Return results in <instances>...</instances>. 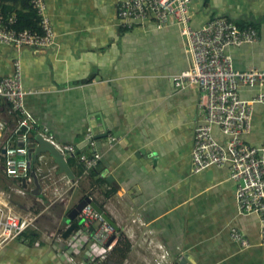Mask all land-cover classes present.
<instances>
[{"label":"crops","instance_id":"crops-1","mask_svg":"<svg viewBox=\"0 0 264 264\" xmlns=\"http://www.w3.org/2000/svg\"><path fill=\"white\" fill-rule=\"evenodd\" d=\"M123 1L45 0L56 36L53 46L0 44V79L20 61L23 86L30 91L24 106L36 127H47L56 142L74 145L78 153L87 151L84 142L92 127L101 154L99 174L83 176L64 202L56 198L61 185L43 176L77 178L78 162L68 165L71 176L42 157L35 164L40 188L36 191L32 177L19 192L0 161V211H39L26 229L35 236L24 235L25 230L14 239L0 238V264H70L56 251L65 241H52L48 233L68 224L67 210L91 188L93 201L130 243L121 258L112 252L116 242L106 264L112 256L122 264H157L165 252L167 262L162 264H179L181 257L190 264H264L258 217L238 213L228 166L192 172L194 129L204 112L197 105L198 87L181 89L173 79L188 66L177 28L158 29L148 22L125 26L118 16ZM193 6L195 27L218 15L256 24V43L227 52L236 69L264 67V0H193ZM240 94L248 98L254 90L241 89ZM7 107L0 99V119L8 123L14 118ZM253 127H264L263 106L255 108ZM104 132L106 136L96 137ZM37 133H28L36 143ZM213 133L224 139L216 128ZM9 135L7 129L0 144ZM109 136L119 140L109 143ZM258 137L252 132L246 138L253 142ZM75 189L78 195H73ZM233 227L245 234L250 247L240 249L231 239ZM74 253L82 258L77 248Z\"/></svg>","mask_w":264,"mask_h":264},{"label":"built area","instance_id":"built-area-1","mask_svg":"<svg viewBox=\"0 0 264 264\" xmlns=\"http://www.w3.org/2000/svg\"><path fill=\"white\" fill-rule=\"evenodd\" d=\"M1 1L0 44L16 48H46L56 43L55 32L45 12V0H28L35 12L33 21L36 26L23 29L15 27V13L2 11ZM118 16L128 27L148 22L158 29L167 26L177 28L188 66L173 79L181 89L198 87L197 105L204 112L202 123L194 129L190 155L192 172L198 173L211 166H228L229 178L236 185L238 213L258 217L259 244L264 245V141L254 143L246 138L254 129L256 106L264 107V67L236 69L227 52L229 47L256 43L259 39L257 29L240 27L226 15H218L195 27L192 24L193 0H124L118 7ZM241 89L254 90V94L244 98L240 94ZM29 92L23 86L20 61L15 60L12 74L0 79V99L8 103L7 113L14 118L11 126L0 119V138L7 129L10 131L4 144H0V161L4 174L16 181L19 192H23L22 186L31 181L33 172L37 177V161L32 164L28 148L29 145L35 148L38 143L29 139L30 131H37L63 155L66 162L67 155L76 153L74 145L56 142L47 127H36L35 120L24 106V97ZM213 128L224 136L223 140L215 137ZM86 137L88 151L76 156L82 167L77 178L43 176L52 184L61 185L56 195L61 201H66L68 190L76 187L81 178L99 164L101 154L92 127H88ZM108 139L109 143L119 140L115 136ZM88 199L93 201L92 196ZM38 214L37 210L29 214H18L9 208L5 212L0 211V236L7 240L22 235L34 225ZM75 222L77 226L66 238L63 232L69 223L48 233L52 241L66 243L63 248L56 246V251L70 264H102L112 246L121 238L118 227L110 224L90 202L79 211ZM230 237L240 249L251 246L245 234L237 228L230 229ZM75 248L82 252L81 259L76 257ZM159 257L157 264L167 262L166 252Z\"/></svg>","mask_w":264,"mask_h":264},{"label":"trees","instance_id":"trees-1","mask_svg":"<svg viewBox=\"0 0 264 264\" xmlns=\"http://www.w3.org/2000/svg\"><path fill=\"white\" fill-rule=\"evenodd\" d=\"M205 2H206V0H205ZM1 9L4 12L15 13L16 18H17L15 27L17 29H23V28H29L31 26H36V22L33 21V18L35 17V12L32 9V7L30 6L28 0H2L1 1ZM212 18H214V17H212ZM212 18H210V19H212ZM234 21L240 27L253 26V27L257 28L256 24H254L252 22H242V21H236V20H234ZM12 123H13V121L10 119L8 121V124L11 125ZM253 132L258 133V135L260 136V138L258 137L257 139H255L256 141H258L259 139H260L259 141H264V127H254ZM253 142L255 143V141H253ZM77 152H78V149H77ZM75 162H78V161H76L75 154H73V156H71L67 159V164L69 166H72ZM77 164L80 166V174H81L82 167L79 163H77ZM97 174H99L98 166L91 169L86 176L93 177V176H96ZM92 193H93V188H91L89 191H87L86 193L81 195L80 198L77 199V201L74 203V205L78 201H80L81 199H84L85 197L92 196ZM32 233L33 232L29 231V229H28L24 232V235L35 236V234H32ZM129 249H130L129 241L125 237L121 236V238L117 241L116 245L112 249V252L113 253L117 252V253H119V256H121V258H125ZM105 262H106V259L104 260L103 263H105Z\"/></svg>","mask_w":264,"mask_h":264},{"label":"water","instance_id":"water-1","mask_svg":"<svg viewBox=\"0 0 264 264\" xmlns=\"http://www.w3.org/2000/svg\"><path fill=\"white\" fill-rule=\"evenodd\" d=\"M107 133L104 132L103 134L97 135L96 137H102L106 136ZM30 138L32 137L31 134H29ZM38 145L34 148L32 145H29L28 148V156L31 158L32 164L35 163L36 161L40 160L42 157H44V154L46 152H49L52 160L55 162L56 166L59 168V171H65L67 174L71 175V172L69 170L68 164L63 158V155L59 153L50 143L46 142L40 135L35 136ZM88 142V139L84 142L85 144ZM73 156V154H69L66 156V159L69 157ZM32 176L34 178V183L36 185V191L37 189L40 188L38 179L35 175V173H32ZM64 202V201H63ZM90 202L91 205L94 207L96 211L101 213L103 217L112 225H115V223L109 218V216L97 205L95 202L90 201L88 197H85L84 199H81L78 201L75 205H73L71 208H69L65 214V217L70 220V223L68 227L65 229L63 232V237L66 238L68 235L75 229L77 226L75 219L79 213V211L88 203ZM179 264H190L185 257H181L179 259Z\"/></svg>","mask_w":264,"mask_h":264},{"label":"rangeland","instance_id":"rangeland-1","mask_svg":"<svg viewBox=\"0 0 264 264\" xmlns=\"http://www.w3.org/2000/svg\"><path fill=\"white\" fill-rule=\"evenodd\" d=\"M257 26V25H256ZM87 151H88V148H87ZM86 151V152H87ZM79 153L78 152H76L75 153V157H76V155H78ZM44 157H45V159H52V157H51V155H50V153L49 152H46L45 154H44ZM79 194V190L78 189H75L74 191H73V195H78ZM66 223H70V220L67 218L66 219ZM117 253V252H116ZM160 255V254H159ZM118 256V255H117ZM111 259V261H112V263H110V264H122V261L121 260H118L117 258L115 259L113 256L110 258ZM103 264H106V263H103ZM129 264V263H128ZM130 264H134V262L132 261V263H130Z\"/></svg>","mask_w":264,"mask_h":264},{"label":"bare ground","instance_id":"bare-ground-1","mask_svg":"<svg viewBox=\"0 0 264 264\" xmlns=\"http://www.w3.org/2000/svg\"><path fill=\"white\" fill-rule=\"evenodd\" d=\"M0 238H1V236H0Z\"/></svg>","mask_w":264,"mask_h":264}]
</instances>
